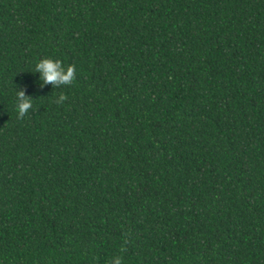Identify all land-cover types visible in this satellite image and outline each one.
Masks as SVG:
<instances>
[{"label":"trees","instance_id":"16d2710c","mask_svg":"<svg viewBox=\"0 0 264 264\" xmlns=\"http://www.w3.org/2000/svg\"><path fill=\"white\" fill-rule=\"evenodd\" d=\"M114 256L264 264V0H0V264Z\"/></svg>","mask_w":264,"mask_h":264},{"label":"clouds","instance_id":"9594fccd","mask_svg":"<svg viewBox=\"0 0 264 264\" xmlns=\"http://www.w3.org/2000/svg\"><path fill=\"white\" fill-rule=\"evenodd\" d=\"M35 73L39 74L41 87L44 84H51L53 87H59L62 85H69L73 82L75 78V66L68 65L64 67L60 60L45 58L36 64ZM65 99L66 96L61 94L56 102L62 103ZM17 100V112L20 116H23L32 107L31 99L25 97L23 91H20L17 95ZM110 264H123V260L120 256H114Z\"/></svg>","mask_w":264,"mask_h":264}]
</instances>
